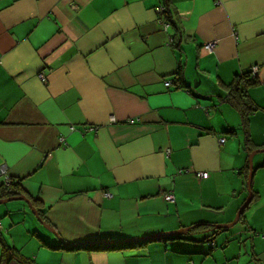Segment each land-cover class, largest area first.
I'll use <instances>...</instances> for the list:
<instances>
[{
    "label": "crops",
    "instance_id": "obj_1",
    "mask_svg": "<svg viewBox=\"0 0 264 264\" xmlns=\"http://www.w3.org/2000/svg\"><path fill=\"white\" fill-rule=\"evenodd\" d=\"M160 5L0 0V182L2 170L19 182L55 234L27 223V204L0 207V231L10 245L22 225L11 246L35 264H264L259 153L251 202L208 255L198 253L208 243L67 251L42 242L227 225L250 195V155L264 149V0H171L176 25L167 30ZM254 67L243 116L227 101L229 86Z\"/></svg>",
    "mask_w": 264,
    "mask_h": 264
},
{
    "label": "trees",
    "instance_id": "obj_2",
    "mask_svg": "<svg viewBox=\"0 0 264 264\" xmlns=\"http://www.w3.org/2000/svg\"><path fill=\"white\" fill-rule=\"evenodd\" d=\"M161 5L165 8L164 20L169 26L176 25L174 20V15L171 9V0H161ZM176 39V38H175ZM172 42L173 47L179 46L175 41ZM257 76H253L252 70H249L241 76H237L236 81L229 86V94L227 97V101L237 107L243 114L246 111V94L245 89L248 85H253L256 83ZM175 83L179 88L185 85L184 77H183V68L180 67L178 71L175 73ZM184 173V171H180V174ZM16 196H26L23 190L20 188V183L16 182L13 178L10 177V183L7 184L3 180L0 182V199H7L10 197ZM35 207V202H32ZM37 214L41 219L47 223L45 219V213L43 211H37ZM240 222V221H239ZM217 225H211L209 223L196 224L191 227L186 233L180 236H161V235H153L148 237L140 238L142 240H114V241H96V242H85L76 245L61 243L60 245H52L49 242L43 240L42 242L49 246L52 249H64L67 251H79V250H87V251H118L123 249H133L138 247H143L148 245L149 243L159 242V243H168V242H187V243H208L209 248L207 251L198 253H203L204 255H208L213 249L216 248L215 238L216 236L224 231L225 229H217ZM184 253H188V251H182ZM193 253V252H190ZM17 262L19 264H35L33 260L24 257L21 252L9 245L1 231H0V264H11L12 262Z\"/></svg>",
    "mask_w": 264,
    "mask_h": 264
},
{
    "label": "water",
    "instance_id": "obj_3",
    "mask_svg": "<svg viewBox=\"0 0 264 264\" xmlns=\"http://www.w3.org/2000/svg\"><path fill=\"white\" fill-rule=\"evenodd\" d=\"M257 153H264V149L263 150H260L258 152H253L251 155H250V176H249V183H248V192H249V197L246 201V203L240 208L238 214H237V217L235 219V221L231 224H227V225H217L216 228L217 229H229V228H232L234 226H236L239 221H240V218H241V215L243 213V211L246 209V207L250 204L251 202V199H252V184H251V181H252V172H253V159L255 157V155ZM15 200H22L24 202H26L28 204V206L30 207V209L32 210L33 214L37 217L38 221L48 230L50 231L52 234H55L54 230L52 228H50L42 219L41 217L38 216L37 214V211L35 209V207L33 206V203L31 202V200L27 197V196H16V197H10V198H7V199H0V205H3V204H6V203H9L11 201H15ZM188 229H182V230H177V231H171V232H168V233H163V234H159L161 236H180V235H183L184 233H186ZM136 240H142V239H136Z\"/></svg>",
    "mask_w": 264,
    "mask_h": 264
},
{
    "label": "built area",
    "instance_id": "obj_4",
    "mask_svg": "<svg viewBox=\"0 0 264 264\" xmlns=\"http://www.w3.org/2000/svg\"><path fill=\"white\" fill-rule=\"evenodd\" d=\"M156 12H157V14H158V20H159V22H160V25L165 29V30H167L168 29V27H169V25L167 24V23H165V20H164V13H165V8L162 6V5H160L157 9H156ZM213 47H214V45L213 44H209V45H207L206 46V49L208 50V51H212L213 50ZM258 72H259V68L258 67H254L253 69H252V74H253V76L255 77V76H257V74H258ZM166 87H170L171 85H172V82H166ZM110 121H111V123H117V120L114 118V117H112L111 119H110ZM133 121H129V123H132ZM73 129V128H72ZM222 142V144L224 143V140H222L221 141ZM1 175H2V180L5 182V183H7V184H9L10 183V176L8 175V173L5 171V170H2L1 171ZM197 177L199 178V179H207L208 177H209V174L207 173V172H204V173H198L197 174ZM107 195V197H112V195L111 194H106ZM165 199H166V201L167 202H170V203H174V201H175V198H174V196L173 195H166L165 196Z\"/></svg>",
    "mask_w": 264,
    "mask_h": 264
},
{
    "label": "rangeland",
    "instance_id": "obj_5",
    "mask_svg": "<svg viewBox=\"0 0 264 264\" xmlns=\"http://www.w3.org/2000/svg\"><path fill=\"white\" fill-rule=\"evenodd\" d=\"M260 155H264V153H259ZM24 204H27L26 202H24V201H22V200H15V201H11V202H9V203H6V204H3V205H0V207L1 208H6L7 206L9 207V206H14V205H21V206H23ZM27 206V213L29 214L28 216H29V220H28V224H30V222H31V220H32V218H36L35 220H37L38 221V219H37V217L33 214V212H32V210L30 209V207L28 206V204L26 205ZM13 217L15 218V220H17L18 218L17 217H19L20 218V220H22L24 217H23V214H21V215H19V214H15V215H13ZM8 219V220H10V218L9 217H5V219ZM4 219V220H5ZM39 222V221H38ZM40 224V223H39ZM18 229L17 230H15V232H14V234H13V236H12V238L9 236V241H10V245H11V241H12V239L13 238H15L17 241H20L21 240V237H22V230L24 229V227H22V225H18ZM44 227V226H43ZM45 228V227H44ZM24 230H26V229H24ZM21 235V236H20ZM24 236V235H23Z\"/></svg>",
    "mask_w": 264,
    "mask_h": 264
}]
</instances>
